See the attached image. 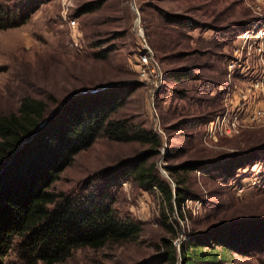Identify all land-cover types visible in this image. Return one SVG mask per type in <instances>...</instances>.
Segmentation results:
<instances>
[{
  "label": "rangeland",
  "instance_id": "rangeland-1",
  "mask_svg": "<svg viewBox=\"0 0 264 264\" xmlns=\"http://www.w3.org/2000/svg\"><path fill=\"white\" fill-rule=\"evenodd\" d=\"M0 67V118L26 97L52 113L73 95L125 86L135 91L113 118L160 140L101 137L53 192L77 193L145 155L161 182L187 194L171 214L157 187L132 180L111 189L116 213L141 228L138 239L80 249L59 264H167L166 241L179 247L191 233L264 221V0H45L24 26L0 31ZM181 70L189 75H168ZM5 263L23 264L17 250ZM234 264H264V253Z\"/></svg>",
  "mask_w": 264,
  "mask_h": 264
},
{
  "label": "trees",
  "instance_id": "trees-1",
  "mask_svg": "<svg viewBox=\"0 0 264 264\" xmlns=\"http://www.w3.org/2000/svg\"><path fill=\"white\" fill-rule=\"evenodd\" d=\"M44 1L0 0V31L24 26ZM108 53L100 52V58ZM168 75L189 74L181 70ZM134 91L114 86L76 94L52 113L45 101L26 97L18 113L0 118V264H6L15 250L23 264H59L80 249L99 250L109 243L138 239L141 228L116 213L110 192L132 180L148 190L157 187L169 213L183 207L187 194L178 182L175 189L161 182L153 173L155 165L146 168L145 155L101 172L77 193L52 191L77 155L101 137L159 146L160 140L132 119L113 118ZM194 169L186 166L187 171ZM167 171L173 178L172 170ZM167 227L176 238L178 231ZM164 248L167 264H234L236 255L264 253V221L191 233L179 247L166 241Z\"/></svg>",
  "mask_w": 264,
  "mask_h": 264
},
{
  "label": "built area",
  "instance_id": "built-area-1",
  "mask_svg": "<svg viewBox=\"0 0 264 264\" xmlns=\"http://www.w3.org/2000/svg\"><path fill=\"white\" fill-rule=\"evenodd\" d=\"M69 26L71 27V28H76V26H77V22H76V20H70V22H69ZM250 34L249 33H247L246 34V36L248 37ZM147 56H144V60H145V62L147 63Z\"/></svg>",
  "mask_w": 264,
  "mask_h": 264
}]
</instances>
